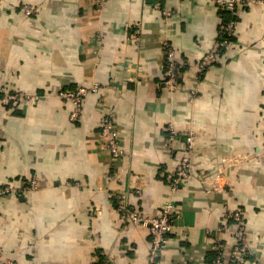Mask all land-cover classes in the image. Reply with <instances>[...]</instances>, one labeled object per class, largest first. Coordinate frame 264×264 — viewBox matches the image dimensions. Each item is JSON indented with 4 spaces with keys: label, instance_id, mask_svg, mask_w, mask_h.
I'll return each instance as SVG.
<instances>
[{
    "label": "crops",
    "instance_id": "0c3cea01",
    "mask_svg": "<svg viewBox=\"0 0 264 264\" xmlns=\"http://www.w3.org/2000/svg\"><path fill=\"white\" fill-rule=\"evenodd\" d=\"M155 1L0 0V185L15 186L0 197V247L18 264H147L149 231L121 219L117 193L147 216L179 206L157 264H210L217 242L234 243L224 216L234 210L248 237L243 264H264V0L225 14L216 0H159L167 17ZM227 14L233 40L200 74L191 63ZM166 41L187 61L173 91ZM93 83L71 120L59 91ZM13 91L38 97L4 102ZM106 114L119 160L99 144ZM189 130L192 176L174 191ZM33 176L36 189L20 187Z\"/></svg>",
    "mask_w": 264,
    "mask_h": 264
},
{
    "label": "built area",
    "instance_id": "2783aa9c",
    "mask_svg": "<svg viewBox=\"0 0 264 264\" xmlns=\"http://www.w3.org/2000/svg\"><path fill=\"white\" fill-rule=\"evenodd\" d=\"M263 0H216L218 6L227 7L233 9L236 5H245L249 3H255ZM104 0H97L98 8L102 7ZM154 6L158 8L161 13L167 17L170 15V11L161 7L160 3L156 1ZM26 14H31L33 9L25 6L23 8ZM234 21H230L227 24L221 23L218 27L217 37L212 46L206 51L198 60L191 64L195 67L200 74H202L208 67H210L218 58L220 49H223L230 45L231 41L224 35L226 33H234ZM164 66L165 72L163 77L164 85L171 91L177 89L181 85L180 73L181 69L187 65L186 60H181L169 42H164ZM98 85L93 83L91 85H77L73 89H63L59 91V95L69 103L71 110L69 117L71 120L79 118L82 112V105L84 96L89 92L96 91ZM2 89H0V92ZM195 92L194 90H192ZM37 99V95L33 97L27 96L20 91H13L6 93L3 101L18 100L20 98ZM99 144L108 149L112 157L116 160L122 159L124 152L120 145L118 132L116 125L111 114L103 115L99 121ZM169 138L174 140L179 137V133L173 127H169ZM195 132L189 130L183 139L182 155L179 158L176 168L171 176V187L175 191L183 182L192 176L191 158L194 150ZM38 178L36 176L31 177L27 183L21 188L24 190H33L38 187ZM20 187H18L20 189ZM15 186L10 183H4L0 185V197L12 194ZM115 203L120 217L122 220H127L135 225H144L147 227L150 237L151 245L147 255V264H157L158 258L161 255L163 248L166 246L169 233L175 226L176 218L179 214V206L172 200H167L161 205V209L157 215L147 216L139 211L136 205L129 202L123 193H117L115 196ZM225 219H230L234 222L232 228V235L234 243L227 251H224L221 243L215 244V250L218 255L210 264H243L246 255L249 251L248 237L245 232V226L242 221L241 212L239 210L228 211L224 213ZM0 264H18L12 257H8L3 249L0 247ZM92 264H114V261L109 256H104L101 260L96 259Z\"/></svg>",
    "mask_w": 264,
    "mask_h": 264
},
{
    "label": "trees",
    "instance_id": "16d2710c",
    "mask_svg": "<svg viewBox=\"0 0 264 264\" xmlns=\"http://www.w3.org/2000/svg\"><path fill=\"white\" fill-rule=\"evenodd\" d=\"M159 3H160V5H161V2L159 1V0H157ZM156 2V1H155ZM244 6V5H243ZM220 9L221 10H223L222 12H223V14H225V13H227V12H230L231 11V9H229V8H227V7H222V6H220ZM227 19H229V15L227 14V16L225 15L224 16V21H222V23L223 24H227L228 23V20ZM230 22V21H229ZM224 35H226L228 38H229V40L230 41H232L233 39H232V37H231V34H229V33H226V34H224ZM221 50H223V49H220V51H219V53L221 52ZM218 255V252H217V250H215L214 251V255L212 256V258L209 260V262H211L212 260H214L215 259V257ZM230 264H234V263H230Z\"/></svg>",
    "mask_w": 264,
    "mask_h": 264
}]
</instances>
